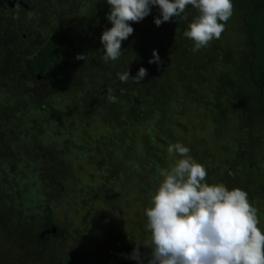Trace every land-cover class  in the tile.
Segmentation results:
<instances>
[{"label":"trees","instance_id":"obj_1","mask_svg":"<svg viewBox=\"0 0 264 264\" xmlns=\"http://www.w3.org/2000/svg\"><path fill=\"white\" fill-rule=\"evenodd\" d=\"M8 1L0 0V91L4 94L3 100H0L1 223L8 215L9 195L14 197L17 193L23 197L32 195L46 198L49 190L34 176L36 172L29 171L21 182L13 174L10 177L8 172L10 159L29 156L22 148L33 136L29 130L25 132L20 125L17 126L16 121L24 123L25 120L20 107H28L36 113L40 109H47L49 119L60 122L62 110L51 104L46 107L45 99L49 93L66 87H71L81 107L97 112L113 125L129 122L145 124L154 115L157 130H165L163 133L169 138L168 141L162 138L160 142L167 144L175 139L169 128L175 120L172 117L182 114L177 106L184 107L187 102H195V95L207 87L206 79L211 77L206 90L211 91L212 97L205 106H210L209 110L215 117L216 127L212 139L219 137L220 140V135L225 132L227 111L235 115L236 127L245 131L239 143L240 151L230 161L232 167L223 173L219 181L229 188L246 190L249 201L260 195L264 197V159L257 161L252 152L253 147L256 149L264 144V0H233L236 25L232 26L237 32L234 42L238 46L240 58H234V52L227 44L222 42V45L219 39L211 40L208 49L216 52V56L209 54V51L192 50L191 39L183 35L189 22L197 15L191 6H187L181 16L163 21L159 26L153 21V17L160 14L159 9L152 6V11L140 21H130L134 30L122 41L121 56L109 61L103 59V46L99 39L102 30L111 26L106 18L109 6L105 0L103 7L93 5L102 0H86L84 6L79 0H21L17 6H8ZM16 12L30 18L33 25H48L51 29L48 36L34 46L30 45L31 31L17 22L14 16ZM82 12L84 18L81 22L78 16ZM23 34L27 40H24ZM153 49L158 53L159 62L149 63ZM217 59L232 65L228 70L213 71L210 67ZM140 66H144L147 73L142 80L137 81L131 76L136 74ZM127 68L130 77L127 81H121L118 73ZM3 78L8 81L10 88L6 87ZM108 89H112L117 97L115 101L107 99ZM177 123L180 124L179 121ZM151 141H154L153 137ZM226 145L221 146L224 151L227 150ZM202 153L198 162L203 164L204 156L209 152ZM129 160L133 163L128 166ZM159 161L156 158L153 164H143L137 157L123 158L117 168H108L109 180L117 182L115 196L127 194V179L138 178L135 173L137 170L145 174L149 168L151 176L139 188L144 197L150 198L159 182V176L153 172ZM42 164L49 171V161L44 159ZM162 165L168 167L166 163L162 162ZM205 167V180L211 183L209 178L213 174L212 168L207 164ZM4 173L9 181H4ZM65 177L64 174L63 179ZM56 184L58 194L67 198L66 183L57 181ZM42 203L37 208L23 211L21 208L17 210V206L11 202V212L15 213L13 220L24 219L31 225L25 233L26 241H20L17 251L27 244L41 241L42 237L61 240L72 235L68 226L53 221L49 199H45L41 209ZM39 212L41 216L38 221H32ZM51 227L55 228L53 233ZM95 252V258L105 255L99 254L97 249ZM61 255L57 261L59 264H68L67 261H70L69 264L91 262L89 256L82 261H75ZM94 264H99V260Z\"/></svg>","mask_w":264,"mask_h":264},{"label":"rangeland","instance_id":"obj_2","mask_svg":"<svg viewBox=\"0 0 264 264\" xmlns=\"http://www.w3.org/2000/svg\"><path fill=\"white\" fill-rule=\"evenodd\" d=\"M79 1L82 2V6L87 2ZM103 2V0L98 1L93 5L103 7ZM14 16L18 23L28 27L29 32L31 31L30 45L34 46L40 42L51 30L48 25L42 27L31 24L30 18L22 15L21 12L14 13ZM83 18L82 12L78 19L82 22ZM235 19L236 13L233 10L218 39L230 47L234 52V58H240L238 46L234 42L237 40V32L232 26L236 22ZM210 45L211 41L200 48V51L208 52ZM208 53L215 56L217 54L214 51ZM230 65L232 63L226 65L217 59L211 64L210 69L220 71L226 68L228 70ZM208 79L211 77L206 79L207 87L200 90L199 95H195V102H187L184 107L177 106V110L182 114L172 117L175 120L169 128L175 139L167 144L160 142L162 138L167 141L169 138L163 133L165 130L160 129L161 132L157 130L154 115L145 124L137 125L129 122L125 125L116 123L113 125L101 118L97 112H90L81 107L71 87L51 92L45 99L46 107L51 104L62 110L63 117L60 122L49 119L47 109H40L36 113L28 107L21 106L20 112L25 120H23L24 123L21 120L16 121L17 126L20 125L25 132L29 130L33 136H30L28 143L26 141V145L24 144L22 148L29 156L23 155L10 159L8 172L10 177L12 174L15 175L19 182L27 177L29 171L36 172L34 176L48 186L49 190L46 198L32 195L23 197L22 194L17 193L11 197L8 194L10 205L13 201L17 210L21 208L26 211L32 207L37 208L43 202L42 209L45 199H49L52 203L53 221L65 227L68 226L72 235L65 236L61 240L42 237L41 241L27 244L17 251L20 241H26L25 233L31 225L24 219L13 220L15 213L12 214L9 205L5 221L0 222V264H19L20 262L21 264H59L57 261L60 254L63 258H70L69 260L72 258L75 261H82L89 256L91 258L89 264H94L98 260L99 264H137L135 260L127 258V254L132 251L137 241L148 236L144 227L146 223L144 210L151 206L150 198L144 197L139 187L149 179L151 170L148 168L145 174L140 169L137 170L135 173L139 176L138 178L127 179L129 185H126L129 187L127 194L115 196L117 182L109 180L108 168H117L116 166L123 158L135 159L136 157L143 164H153L154 159L159 158L169 166L174 162L175 156L169 155L167 146L179 141L189 147V154L197 161L203 154L202 151L206 153L208 151L209 153L204 156L203 165L207 164L212 168L213 174L209 180L211 183L221 180L223 173L232 167L230 164L232 157L240 151L239 143L245 131L236 127L235 115L227 111L228 123L224 128L225 132L223 131L220 135V140L219 137L216 140L212 139L216 123L215 117L209 110L210 106H205L212 97L211 91L206 90L210 83ZM4 81L6 87L10 88V85H7L8 81L3 78ZM3 95L0 91V100H3ZM151 137L154 141H151ZM224 144H227L225 151L221 147ZM252 152L257 161L264 159V144L256 149L253 147ZM44 159H47L51 165L49 171L42 164ZM161 161L157 164V169L153 171L158 176V169L164 167ZM129 163L133 161L129 160L128 166ZM64 174L66 177L63 179ZM4 176H6L4 181H9L7 174L4 173ZM54 178L56 182L66 183L67 198L63 197V194H58V185ZM11 198L12 201H10ZM250 202L258 210V227L264 230V197L260 195ZM40 216L39 212L32 221H38ZM140 247L141 252L147 251L143 245ZM96 249L99 250V254L105 253V255L95 258ZM67 263L69 264L70 261Z\"/></svg>","mask_w":264,"mask_h":264},{"label":"clouds","instance_id":"obj_3","mask_svg":"<svg viewBox=\"0 0 264 264\" xmlns=\"http://www.w3.org/2000/svg\"><path fill=\"white\" fill-rule=\"evenodd\" d=\"M110 27L99 39L103 59L116 60L122 54L121 43L133 32L130 21L138 22L152 11L154 23L181 16L187 6L197 11L183 35L192 41V50L218 39L225 22L232 15L233 0H105ZM159 62L155 49L149 63ZM147 73L140 66L133 79L140 81ZM130 77L128 68L118 73L121 81ZM107 99L117 97L108 89ZM174 162L159 168L161 179L150 194L144 210L148 232L136 242L127 258L137 264H264V230L258 227L257 208L246 190L229 188L223 182L208 183L206 167L179 141L167 146ZM141 245L147 250L141 252Z\"/></svg>","mask_w":264,"mask_h":264},{"label":"water","instance_id":"obj_4","mask_svg":"<svg viewBox=\"0 0 264 264\" xmlns=\"http://www.w3.org/2000/svg\"><path fill=\"white\" fill-rule=\"evenodd\" d=\"M8 6H17L18 4H21V0H10L7 2ZM26 7V5H25ZM50 231L53 233L55 231L54 227H51ZM42 235V233H41Z\"/></svg>","mask_w":264,"mask_h":264},{"label":"flooded vegetation","instance_id":"obj_5","mask_svg":"<svg viewBox=\"0 0 264 264\" xmlns=\"http://www.w3.org/2000/svg\"><path fill=\"white\" fill-rule=\"evenodd\" d=\"M23 37H24V34H23Z\"/></svg>","mask_w":264,"mask_h":264}]
</instances>
